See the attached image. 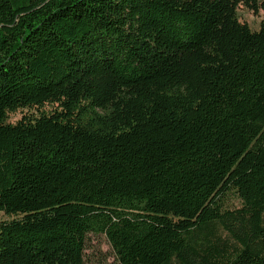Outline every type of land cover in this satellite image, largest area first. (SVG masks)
Segmentation results:
<instances>
[{
  "label": "trees",
  "instance_id": "obj_1",
  "mask_svg": "<svg viewBox=\"0 0 264 264\" xmlns=\"http://www.w3.org/2000/svg\"><path fill=\"white\" fill-rule=\"evenodd\" d=\"M264 0H0V264H264ZM18 116V118H15Z\"/></svg>",
  "mask_w": 264,
  "mask_h": 264
},
{
  "label": "rangeland",
  "instance_id": "obj_2",
  "mask_svg": "<svg viewBox=\"0 0 264 264\" xmlns=\"http://www.w3.org/2000/svg\"><path fill=\"white\" fill-rule=\"evenodd\" d=\"M237 18L240 22L246 23L251 30H257L260 22L264 21V12L259 11L257 15H253L242 7L237 9ZM15 118H18V116H15ZM4 219L3 213H0V221ZM111 255V250L104 236H89L85 251L87 264H112L113 258Z\"/></svg>",
  "mask_w": 264,
  "mask_h": 264
}]
</instances>
